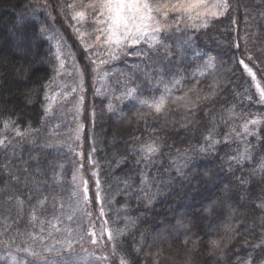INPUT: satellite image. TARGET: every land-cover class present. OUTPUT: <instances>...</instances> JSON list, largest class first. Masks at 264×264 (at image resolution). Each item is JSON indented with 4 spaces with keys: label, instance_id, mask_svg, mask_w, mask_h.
<instances>
[{
    "label": "trees",
    "instance_id": "trees-1",
    "mask_svg": "<svg viewBox=\"0 0 264 264\" xmlns=\"http://www.w3.org/2000/svg\"><path fill=\"white\" fill-rule=\"evenodd\" d=\"M72 2L0 0V138L10 141L0 149V219L12 225L0 241L31 230L34 209L47 218L73 183L76 149L63 143L46 90L54 75L52 55L64 43L88 87L85 144L102 206L113 233L123 230L115 260L264 264V103L239 63L244 60L264 83V0H228L225 15L206 28L180 24L162 37L167 54L161 48L111 61L99 94L92 50L74 32L90 34L95 26L71 18ZM17 32L22 40L36 38L37 65L30 67L34 58L18 51ZM128 88L137 89L135 98L123 95ZM161 96L166 104L157 114L147 105ZM256 115L261 124L246 133L244 124ZM5 121L11 122L7 130ZM17 130L26 135L16 136ZM149 144L159 150L145 159L142 149ZM17 196L24 201L19 215Z\"/></svg>",
    "mask_w": 264,
    "mask_h": 264
},
{
    "label": "snow or ice",
    "instance_id": "snow-or-ice-1",
    "mask_svg": "<svg viewBox=\"0 0 264 264\" xmlns=\"http://www.w3.org/2000/svg\"><path fill=\"white\" fill-rule=\"evenodd\" d=\"M67 8L71 10V18L77 24L90 19V22L95 26L90 34L81 32L79 28H74V32L84 49L86 51L92 50V62L99 67L100 65L119 59L122 55H146L147 52H158L161 48H165L166 51L165 41L162 37H167L173 29L179 31L180 24H183L185 28H206L214 18L225 15L229 9V4L228 0H88L87 3L84 0H73L72 3L67 5ZM61 10L63 11V7ZM89 40L92 43H89ZM129 49L132 51L130 52ZM72 55L69 52V56ZM56 59L59 61L60 68L63 69L65 61L60 58L59 54L56 56ZM239 63L244 66V69L256 81L255 72H253L248 64L244 60H240ZM208 66L210 67L211 65ZM57 74L59 75V72ZM104 75H107V73ZM175 83L179 84L180 81L177 80ZM256 88L260 97L259 102L264 103V87H261L259 81H256ZM165 91L167 92L168 90L165 89ZM136 93V88H128L123 95L128 98H135ZM168 98L171 99V97ZM184 99L185 97H176V100ZM204 99H208V97H204ZM82 100L83 97H81ZM165 104L166 99L164 96H161L158 101L154 104H148L147 107L154 109L159 114L164 110ZM77 111H79V108ZM10 123V121L4 122V130L10 127ZM258 123H260L258 119L249 120L243 126L244 131L248 132L249 124L255 125ZM82 128L83 125H80L77 129L70 130V132H75L76 139H79V133ZM15 134L22 138L26 135V133L18 130ZM205 139H211V136L209 135ZM9 143L10 141L6 142V138H0V149L6 148ZM142 150L145 153L144 158L148 159L151 154L156 153L159 149L154 144H149L144 146ZM243 158L249 159L250 157L244 156ZM232 159L236 158L233 157ZM60 167L62 168L63 165H60ZM259 167L264 172V162ZM82 168L83 165L77 171H80ZM93 175H96V173H93ZM73 185L75 190L72 195L78 196L82 192L83 204H89L87 180L81 176L79 183H77V175L74 173ZM36 188L38 190L39 185H36ZM96 188L95 199L101 203L99 216L102 217L105 213L102 206L103 202L100 196V183L98 179L96 181ZM53 199L55 200V198ZM46 200L47 197L39 200L37 206H43ZM11 201L12 197H9L8 202L10 203ZM15 204L18 208L17 214L19 215L24 201L17 196ZM260 207L264 208V204L260 205ZM59 210L63 213V202L60 203ZM77 212L81 214L79 219H76ZM69 213L67 216L54 214L51 219H40L34 209L30 214L31 219L29 223L31 224V230L26 233H21L17 230L10 237V241H0V247H11V243L15 242L18 236H27L31 243L25 240L24 243L27 246L23 248L17 246V251L26 254L31 259L19 261L13 256V264H86L87 257L75 258L79 256L74 251L75 245L80 244L81 251L87 253L88 257H92L97 261L107 260L108 257L106 255L96 257L94 253H89L87 249L83 248L86 238L90 239V243L94 246H103L106 234L107 241L112 244V253L115 255V240L123 230H118L114 234L112 229L107 227L108 221L104 220L98 234L95 222L91 219L92 213L87 211L86 208L80 207L79 199L74 207L69 208ZM65 220L68 222L67 226L62 227ZM86 221L90 224L87 230H85ZM73 223H75V227L72 226ZM10 228H12V225L8 223L7 219H0V234H3ZM210 243L215 248L218 247L219 242L213 240ZM260 246L257 245L256 247ZM65 253L71 259H66ZM120 264H127L123 257L120 259ZM246 264H252L251 259Z\"/></svg>",
    "mask_w": 264,
    "mask_h": 264
},
{
    "label": "rangeland",
    "instance_id": "rangeland-1",
    "mask_svg": "<svg viewBox=\"0 0 264 264\" xmlns=\"http://www.w3.org/2000/svg\"><path fill=\"white\" fill-rule=\"evenodd\" d=\"M18 33V32H17ZM19 35H15L16 41L19 42L18 51L24 55L23 57L33 60L34 62H31L29 64L30 67H33L37 65V61L35 60L36 53H38L34 48V42L36 38H33L31 36L27 37L25 36V40H22V36L20 33ZM57 53L52 55V61L54 62L53 70L54 75L53 79L50 82V84L47 86L46 90L49 95V108L50 112L56 115L55 120L58 122L59 127H61L62 130V139L63 143L69 145L68 147H73L76 149L77 153V170L80 169V166L83 165V168L80 171H75L77 175V183H79V179L82 176L85 180L88 182V195L90 203L87 205L83 204V195L82 192L78 194V196H73L72 193L75 190L74 185L72 183V186L69 191L68 197L63 200L64 204V211L63 213L60 212L59 206L55 208L50 214H48L47 219H51L52 216L55 215H63L67 216L69 213V208L74 207L77 203V200L79 199L80 207L86 208L87 211L92 213V221L95 222L97 233L99 234L100 228L103 226V221L107 220L106 218V211L104 209L105 215L100 217L99 216V210L101 207V203L96 201L95 196L97 192L96 188V181L99 180L98 174L96 172V169L93 167V158L92 155H90V151H86L88 147L85 144L86 138V127H87V119H86V107H87V98H88V87L86 85V79L83 75L82 69L80 67V64H78L76 56L74 53L64 44L61 43L59 46V53H58V46L56 47ZM69 52H71L73 55L69 56ZM60 55V58L65 61L63 69L60 68L59 61L56 59L57 55ZM95 76H94V85L96 92L101 91L103 81L106 79L105 73H109L107 70V64L100 65L99 67L95 68ZM252 69V68H251ZM253 70V69H252ZM59 72V75L57 74ZM253 72H255L253 70ZM256 75V73H255ZM103 77V78H101ZM256 81H259L261 87H264V83L257 77L256 75ZM255 81V83H256ZM75 89V91H73ZM67 97V99H65ZM81 97H83V100L81 101ZM79 108V111L77 109ZM93 115V114H92ZM54 118V116H53ZM251 119H258L260 123L252 125H248V131H251V129L261 124L262 117L259 115H256L252 117ZM60 122V123H59ZM80 125H83V128L80 130V138L76 139L75 132H70V130L77 129ZM252 125V126H251ZM257 129L252 130V132H255ZM83 154V155H81ZM93 173H96V175H93ZM100 191V189H99ZM101 196V191H100ZM102 200V197H101ZM80 213L77 212L76 219L80 218ZM67 221H64L63 226H67ZM86 228L90 226L88 222L86 221ZM75 227V223L72 225ZM107 227L110 228V224H107ZM25 240L28 241V243H31L30 240H28V237L25 238ZM24 240V241H25ZM23 242H20L16 245H12L11 247H0V264H13L12 257L15 256L17 260L24 261L29 260L31 257L27 256L26 254L22 252L17 251V246L23 248L27 245ZM83 248L87 249L89 253H94V256L100 257V256H107V260H101L97 261L93 259L92 257H88L87 253H84L81 251V245L77 244L75 245L74 251L79 254V256L75 257L76 259H79L80 257H87L86 264H120V260H115L117 258V254L113 255L112 253V244L107 241V235L104 236V245H92L90 243V239L86 238V240L83 243ZM66 259H71L68 257L67 253L64 254ZM119 262V263H116Z\"/></svg>",
    "mask_w": 264,
    "mask_h": 264
}]
</instances>
